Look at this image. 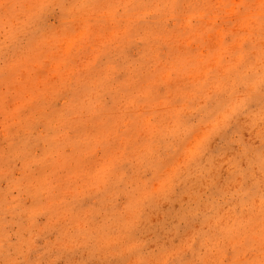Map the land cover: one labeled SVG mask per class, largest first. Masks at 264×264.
<instances>
[{
    "label": "rangeland",
    "instance_id": "1",
    "mask_svg": "<svg viewBox=\"0 0 264 264\" xmlns=\"http://www.w3.org/2000/svg\"><path fill=\"white\" fill-rule=\"evenodd\" d=\"M0 264H264V0H0Z\"/></svg>",
    "mask_w": 264,
    "mask_h": 264
}]
</instances>
